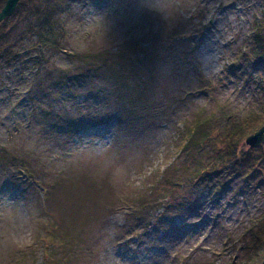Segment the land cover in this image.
Listing matches in <instances>:
<instances>
[{
    "label": "rangeland",
    "instance_id": "rangeland-1",
    "mask_svg": "<svg viewBox=\"0 0 264 264\" xmlns=\"http://www.w3.org/2000/svg\"><path fill=\"white\" fill-rule=\"evenodd\" d=\"M36 4L54 10L59 47L39 45ZM263 13L258 0H20L0 23V147L33 172L0 163V264H38L52 246L69 264H248L264 142L246 137L254 160L198 189L173 167L198 111L227 125L262 111L264 64L242 57ZM102 49L126 53L124 71L145 87L135 105L77 57ZM173 175L185 186L175 208L130 207Z\"/></svg>",
    "mask_w": 264,
    "mask_h": 264
},
{
    "label": "trees",
    "instance_id": "trees-1",
    "mask_svg": "<svg viewBox=\"0 0 264 264\" xmlns=\"http://www.w3.org/2000/svg\"><path fill=\"white\" fill-rule=\"evenodd\" d=\"M258 1L264 8V0ZM32 13L36 19L35 34L39 45L50 49L59 47L60 31L54 10L48 6L42 7L36 4L32 8ZM249 52L243 55V60H246L249 64L253 63V65L257 61H261L264 64V13L261 19L255 23ZM125 54V52L115 54L109 50L102 49L100 51L81 53L77 57L92 72L111 76L120 81L126 90L128 99L135 105L141 99L145 87L138 86L137 76L135 78L131 72L124 71L122 62L124 63L123 57H125ZM235 65L239 66V64ZM262 100L261 112L252 113L247 120H239L237 123H232V125H227L228 121H224L221 124V118L209 117L210 115L206 116L198 111L196 117H193V121L184 125L179 144L180 153H182L184 161L173 167L174 175L189 178L191 180L189 186L193 185L198 189V181L200 179L209 176L223 177V175L225 176L228 173L232 164L240 165L252 162L255 150L245 151L240 143L245 140L248 134L254 132L257 129L256 127L264 124V98ZM251 128L253 129L250 130ZM0 163L10 164L17 169L24 168V171L29 172V174L33 172L32 168L25 164L26 161L24 159L12 154L5 147H0ZM174 175L165 180L162 179L163 182L160 181L161 183L159 182L160 184L155 189L154 198L141 197V195L139 199L133 200L132 204H129L130 207L142 214L146 213L143 210H147V207L155 206V203H159L158 205L162 206L169 204L171 209L175 208L170 206L171 202H169V199L172 198L171 200H174V197L180 194L181 189L185 186H180L181 183L174 180ZM57 183H53L51 189L46 188V186L43 187L45 191L44 197L50 195L59 186ZM227 183V181H224V186ZM181 209V206L176 208L177 211ZM250 234L252 235L250 249L254 251L248 264H261L264 258V222L260 221L256 229L254 227L250 229ZM50 237L54 240L52 241L53 244H55L54 242L60 243L64 233H60L58 229ZM45 253V258L38 264H69L68 253L65 254L59 247L52 246L51 250Z\"/></svg>",
    "mask_w": 264,
    "mask_h": 264
},
{
    "label": "water",
    "instance_id": "water-1",
    "mask_svg": "<svg viewBox=\"0 0 264 264\" xmlns=\"http://www.w3.org/2000/svg\"><path fill=\"white\" fill-rule=\"evenodd\" d=\"M20 0H7L5 5L0 9V23L10 16L15 10ZM264 142V125H262L257 131L250 134L246 138V143L251 147H257ZM261 264H264V259Z\"/></svg>",
    "mask_w": 264,
    "mask_h": 264
}]
</instances>
